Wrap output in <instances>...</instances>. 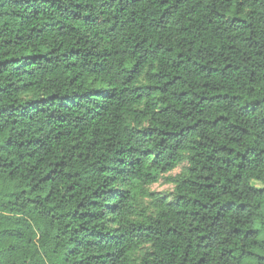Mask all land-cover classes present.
<instances>
[{
  "label": "trees",
  "instance_id": "trees-1",
  "mask_svg": "<svg viewBox=\"0 0 264 264\" xmlns=\"http://www.w3.org/2000/svg\"><path fill=\"white\" fill-rule=\"evenodd\" d=\"M0 264H264V0H0Z\"/></svg>",
  "mask_w": 264,
  "mask_h": 264
},
{
  "label": "rangeland",
  "instance_id": "rangeland-1",
  "mask_svg": "<svg viewBox=\"0 0 264 264\" xmlns=\"http://www.w3.org/2000/svg\"><path fill=\"white\" fill-rule=\"evenodd\" d=\"M187 166V161L183 160L172 171L160 174L156 182L145 184L138 188L137 191L134 192V201L132 203L133 215L138 219L153 216L155 213L153 203L156 197L171 199L174 194L176 182L180 176L186 173ZM146 249H148V246H142L133 254L132 260L138 263L142 252Z\"/></svg>",
  "mask_w": 264,
  "mask_h": 264
}]
</instances>
